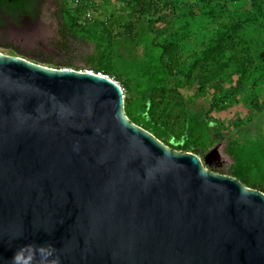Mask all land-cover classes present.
<instances>
[{
	"label": "water",
	"instance_id": "1",
	"mask_svg": "<svg viewBox=\"0 0 264 264\" xmlns=\"http://www.w3.org/2000/svg\"><path fill=\"white\" fill-rule=\"evenodd\" d=\"M125 103L106 74L0 51V264H264V192Z\"/></svg>",
	"mask_w": 264,
	"mask_h": 264
},
{
	"label": "rangeland",
	"instance_id": "2",
	"mask_svg": "<svg viewBox=\"0 0 264 264\" xmlns=\"http://www.w3.org/2000/svg\"><path fill=\"white\" fill-rule=\"evenodd\" d=\"M151 1L156 4L152 10L155 22L151 29L160 31L156 38L154 36L155 41L179 42L182 67L196 65L199 69L203 68L207 90L218 92L219 96L226 94L225 103L212 114L217 124L204 121L200 104H197L187 123V131L195 138L205 132H209L212 138H221L209 149L203 150L200 156L205 160L207 154L219 146V158H212L208 167L230 175L235 159L227 148L238 127H242V138L245 140L264 137V131H260L263 119L260 123V119L251 113L250 106L256 97L264 100V0H78L73 1L72 9L80 22L105 18L108 23H117L115 32L136 35L150 32L148 18L146 23L138 20L141 5ZM57 2L44 0L40 31L36 35L29 36L18 29L3 30L0 51L27 57L47 66L56 67L67 57L77 66L85 65L86 48L73 42L67 44L60 33L61 24L55 15ZM232 26L236 28L229 32L235 33L237 42L232 52L207 59L218 34L225 33ZM124 43L129 49L134 48L127 40ZM123 89L126 95L127 89ZM182 143L183 139L179 140V144Z\"/></svg>",
	"mask_w": 264,
	"mask_h": 264
},
{
	"label": "trees",
	"instance_id": "3",
	"mask_svg": "<svg viewBox=\"0 0 264 264\" xmlns=\"http://www.w3.org/2000/svg\"><path fill=\"white\" fill-rule=\"evenodd\" d=\"M73 1L78 0H58L55 15L61 24L60 33L66 43L70 45L73 42L86 48V64L77 66L67 57L68 59L58 62L56 67L90 69L115 78L127 89L125 110L129 118L174 149L201 155L203 150L220 141V137L212 138L209 132L195 138L188 133L187 123L194 107L200 104L204 121L217 124L212 114L225 103L226 94L219 96L218 92L207 90L203 81V68L199 69L196 65L182 67L183 55L179 42L155 41L160 31L151 29L155 22L152 10L156 4L153 1L141 5L138 20L146 23L147 17L150 32L136 35L115 32L117 23H108L105 18H90L86 22H80L73 13ZM42 2L43 0H17L12 3L9 0L2 1L0 28L6 27L9 21L20 25L26 16L31 21H36L41 13L39 4ZM235 28L232 26L225 33L218 34L217 42L207 59L232 52L237 42L235 33L229 31ZM124 40L132 43L134 48L129 49ZM250 106L251 113L260 119V123L263 119L261 124H264V100L256 97ZM241 128L238 127L233 134V141L227 148L235 159L230 175L237 177L245 185L264 192V137L245 140L242 138ZM262 130L264 131V125L260 131ZM181 139L183 143L179 144Z\"/></svg>",
	"mask_w": 264,
	"mask_h": 264
},
{
	"label": "flooded vegetation",
	"instance_id": "4",
	"mask_svg": "<svg viewBox=\"0 0 264 264\" xmlns=\"http://www.w3.org/2000/svg\"><path fill=\"white\" fill-rule=\"evenodd\" d=\"M2 1H6V0H0V3L2 2ZM11 3L12 2H14V1H17V0H9ZM58 3V2H57ZM42 4H44V0H43V2L42 3H40L39 5L41 6ZM42 8V7H41ZM56 10H57V8H56ZM29 17H25V18H23V20L25 19H28ZM8 25H15V23H13V22H11V21H9V23H8Z\"/></svg>",
	"mask_w": 264,
	"mask_h": 264
}]
</instances>
